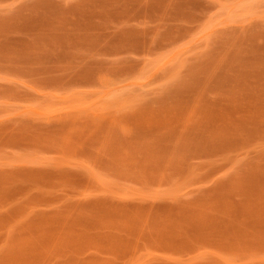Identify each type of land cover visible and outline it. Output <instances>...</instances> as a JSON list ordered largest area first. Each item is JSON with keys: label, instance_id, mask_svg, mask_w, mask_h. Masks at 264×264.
<instances>
[{"label": "rangeland", "instance_id": "rangeland-1", "mask_svg": "<svg viewBox=\"0 0 264 264\" xmlns=\"http://www.w3.org/2000/svg\"><path fill=\"white\" fill-rule=\"evenodd\" d=\"M0 264H264V0H0Z\"/></svg>", "mask_w": 264, "mask_h": 264}]
</instances>
